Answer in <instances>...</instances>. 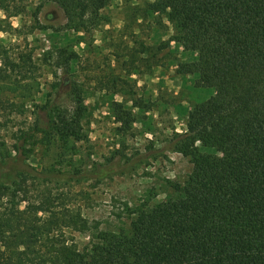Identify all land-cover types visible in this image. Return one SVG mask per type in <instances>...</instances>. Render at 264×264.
Returning a JSON list of instances; mask_svg holds the SVG:
<instances>
[{"label": "trees", "instance_id": "obj_1", "mask_svg": "<svg viewBox=\"0 0 264 264\" xmlns=\"http://www.w3.org/2000/svg\"><path fill=\"white\" fill-rule=\"evenodd\" d=\"M50 1L64 11L69 31L84 34L105 22L111 3L37 0L35 24ZM30 6L0 0L6 17L24 15ZM151 10L172 24V41L195 54L178 74L214 90L190 109L186 132L176 134V150L192 163L187 180L176 185L175 197L138 211L129 231L102 229L70 207L58 210L51 192L39 186L43 177L22 158L24 146L38 140L10 126L27 104L11 97V87L36 67L0 44V133L12 132L16 140V156L0 143V264H264V0H155ZM71 101L64 107L48 98L41 109L57 134L82 140L86 107L78 89ZM142 106L141 99L133 105ZM112 109L120 130H131L132 110L117 101ZM69 230L88 234L89 242L81 247Z\"/></svg>", "mask_w": 264, "mask_h": 264}, {"label": "rangeland", "instance_id": "obj_2", "mask_svg": "<svg viewBox=\"0 0 264 264\" xmlns=\"http://www.w3.org/2000/svg\"><path fill=\"white\" fill-rule=\"evenodd\" d=\"M154 1L111 0L105 22L90 34L69 31L64 11L51 1L38 24L32 18L37 0H28L31 6L21 16L0 11V26H9L0 31V44L36 67L9 92L27 102L24 114L12 116V131L38 140L24 146L22 158L43 177L39 186L51 192L58 210L70 207L102 229L129 231L138 211L177 195L175 187L187 180L192 163L176 150V134L186 132L190 109L214 94L197 88L195 77L178 74L195 54L172 41L173 26L151 10ZM72 53L75 60L68 63ZM77 89L86 107L82 140L57 134L41 109L48 98L72 107ZM139 99L143 106L133 107ZM115 101L134 114L126 133L116 122ZM11 133H0V143L4 139L5 153L16 156ZM68 234L81 247L90 240L88 234Z\"/></svg>", "mask_w": 264, "mask_h": 264}]
</instances>
